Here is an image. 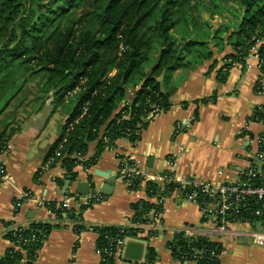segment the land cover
Segmentation results:
<instances>
[{"label":"trees","instance_id":"obj_1","mask_svg":"<svg viewBox=\"0 0 264 264\" xmlns=\"http://www.w3.org/2000/svg\"><path fill=\"white\" fill-rule=\"evenodd\" d=\"M225 12L235 22L215 29L210 19L203 18L205 13L214 18ZM258 41H263L259 56L264 64V0H0V116L11 106L19 109L27 100L26 90L35 83L32 102L43 105L53 96L56 104L66 107L69 117L64 130L76 120L59 155H50L53 163L62 159L71 172L88 151L87 138L97 141L96 154L83 162L89 169L105 148H115L117 140L136 144L150 123L151 111L162 113L171 107L174 90L163 91L159 81L164 72L189 71L227 45L235 50L229 56L232 63L244 67L250 48ZM75 88L79 90L66 100ZM129 90L135 91L128 100ZM211 100L206 97L200 102ZM10 116L0 130V153L8 149L17 129ZM140 183L141 178L134 177L129 188L137 190ZM167 187L172 191L176 185ZM147 191L152 196L160 189L149 181ZM152 206L146 201L136 204L137 217L139 210ZM47 207L56 216L66 213L68 220L77 222L89 206L69 210L62 203L50 202ZM21 229L11 228L7 238L14 242L17 234H37L38 239L27 245L30 264L52 225L36 222ZM83 230L80 225L77 232ZM95 230L101 241L105 235L119 236L121 230L131 235L137 231L107 225ZM168 245L177 259L221 264L222 246L205 238L191 241L176 233ZM155 255L149 248V259ZM22 258L12 247L0 264H22Z\"/></svg>","mask_w":264,"mask_h":264},{"label":"crops","instance_id":"obj_2","mask_svg":"<svg viewBox=\"0 0 264 264\" xmlns=\"http://www.w3.org/2000/svg\"><path fill=\"white\" fill-rule=\"evenodd\" d=\"M234 53L233 47L227 45L223 52L216 50L212 59L189 71L179 68L169 74L164 72L159 81L163 91L174 90L171 107L153 118L148 117L150 123L136 144L126 139L117 140L115 148H105L96 165L89 169L83 162L96 154L97 141L86 138L88 151L71 172L62 159L53 163L50 158L52 153L59 155L66 141L68 130L64 127L68 109L56 104L53 96L43 105L32 102L36 90L30 84L25 92L26 102L17 110L11 106L0 116V130L8 114L14 119L11 125L17 127L9 139L8 149L0 153V164L12 178V181L0 179V256L14 247L7 238L12 227L42 222L51 224L52 230L30 264H99L98 233L87 229L76 232L68 224L66 213L58 217L47 204H60L71 194L77 196L78 184L87 182L88 192L95 190L99 199L84 210L82 221L87 225L128 227L136 215L134 206L141 201L154 204V199L145 184L137 190L126 185L119 176L116 151H122L151 172L166 170V159L172 156L177 163L178 176L212 183L220 178L225 182L238 180L262 132L261 124L253 116L263 97L255 89L259 74L256 61L250 60L251 68L240 67L229 57ZM134 91H128V100ZM206 97L213 100L200 102ZM48 161L51 164L47 167ZM99 173L117 174L118 178L108 182ZM105 183L113 186L109 194L101 193ZM20 191H30L33 199L16 210L14 201ZM41 199L42 205L38 204ZM163 214L170 238L184 225H198L201 221L198 203L185 200L179 192L166 198ZM141 239L147 244L143 264H196L193 260L177 259L167 239L161 235L147 237L144 233ZM221 243L224 249L221 264H264V247L255 245L249 237H225ZM149 248L156 252L153 260L148 257ZM117 264L130 262L122 256Z\"/></svg>","mask_w":264,"mask_h":264},{"label":"built area","instance_id":"obj_3","mask_svg":"<svg viewBox=\"0 0 264 264\" xmlns=\"http://www.w3.org/2000/svg\"><path fill=\"white\" fill-rule=\"evenodd\" d=\"M261 44H263V41H258L250 48L249 55L245 59V67L251 68L250 60L256 61L255 67L259 74L256 79L255 89L263 97V102L256 108L253 119L261 124L262 132L257 137L256 148L248 162V166L240 174V178L233 182H225L220 178L218 182L212 183L196 178L178 176L176 174L177 163L172 156L166 159L168 166L166 170L151 172L150 169L139 165L130 157L124 155L122 151H116L119 163V176L128 187L133 185L134 177H139L141 178L140 185L145 184L147 188L149 181L154 182L159 186L160 192L152 195L154 204L149 210L144 212L139 210L141 213L140 217L139 215L138 217L134 215L132 222L128 226L137 230L134 235L121 230L119 236L105 235L103 241H101L99 240L100 234L95 228L103 225H87L84 221H70L68 223L69 225L71 224V227L76 232L79 226L82 225L83 228L98 233L96 251L99 255V264L119 263L122 260L126 240L129 238L142 240L141 236L144 233H147V237L161 235L167 239V243L172 240L173 236L170 238L169 233L164 227L163 206L166 198L174 192H179L187 201L198 203L201 212V221L198 225L186 224L177 233L185 234L191 241L202 237L220 244L222 248L221 241L225 237L235 239L249 237L255 245L264 247V64L259 56ZM120 50H124L123 44H121ZM238 66L241 67L240 64ZM78 90V88H75L69 91L65 98L73 96ZM125 103H128L127 100ZM86 110L85 107L84 112ZM159 113L157 110H153L149 113L148 117L153 118ZM75 122L76 120L69 124L67 128L68 132L73 129ZM50 164L51 161H48L46 166L48 167ZM0 179L12 181V178L6 174L4 166L1 164ZM169 184H175L176 188L171 191L167 187ZM32 199L33 196L30 191L18 192L14 201L15 209L19 210L26 201ZM98 199L99 197L95 190L88 192L87 196L71 194L63 200L62 206L69 210H78L83 205L91 206ZM38 204L42 205L43 199L38 201ZM246 212L249 213L248 216H244ZM247 225H254L255 228H241ZM29 226L17 225L12 228L15 231H21V228H28ZM37 239L36 233H32L26 237L17 234L16 240L12 241L16 250L23 254L22 264L30 261L27 245ZM223 251L224 249L221 250L219 256Z\"/></svg>","mask_w":264,"mask_h":264},{"label":"water","instance_id":"obj_4","mask_svg":"<svg viewBox=\"0 0 264 264\" xmlns=\"http://www.w3.org/2000/svg\"><path fill=\"white\" fill-rule=\"evenodd\" d=\"M129 92L126 93V98L128 97ZM103 177H106L108 182H115L118 178L117 174L112 175L111 173H99ZM113 189V186L105 183L102 186L101 193L109 194ZM89 191V184L87 182H80L78 184V193L77 196H87ZM147 244L144 240H138L129 238L126 240L123 248V258L130 262V264L137 263L143 264L145 262V254Z\"/></svg>","mask_w":264,"mask_h":264},{"label":"rangeland","instance_id":"obj_5","mask_svg":"<svg viewBox=\"0 0 264 264\" xmlns=\"http://www.w3.org/2000/svg\"><path fill=\"white\" fill-rule=\"evenodd\" d=\"M203 18L204 19H210L213 27L216 29L218 26L224 24V23H229V22H235L234 18L228 14L227 12H225L224 14L222 15H216L214 18H210L209 14H203ZM33 89H35L37 91V88H36V84L33 83ZM28 90V89H27Z\"/></svg>","mask_w":264,"mask_h":264}]
</instances>
